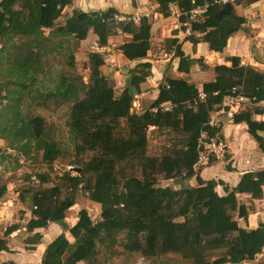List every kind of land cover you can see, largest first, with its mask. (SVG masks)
I'll return each mask as SVG.
<instances>
[{
    "label": "trees",
    "instance_id": "16d2710c",
    "mask_svg": "<svg viewBox=\"0 0 264 264\" xmlns=\"http://www.w3.org/2000/svg\"><path fill=\"white\" fill-rule=\"evenodd\" d=\"M258 1L156 0L163 17L169 16L170 5L176 6L182 13L181 24L189 20L192 10L207 4L206 12L190 22L191 36L186 40L195 45L198 39L193 34H200L214 53H222L229 38L245 30L246 21L236 14L235 7ZM71 5L72 0H0V52L5 62H12L8 76H1L0 57V138L23 158L39 155L47 171L35 174L37 186L27 189L31 208L25 195L20 191L18 195L31 212L25 226L26 233H33L30 245L41 243L42 236L35 230L64 220L76 204L77 192H85L89 201L100 206L96 222L86 210H80L74 225L67 229L71 240L64 233L55 237L45 247L40 264H116L121 256L126 260L137 256L148 264H264V222L253 231L241 229L238 219L253 211L237 198L245 194L252 201L262 199L264 170L242 174L232 188L221 180H203V168L194 170L202 134L207 140H217L221 131L210 124L211 114L224 109L231 95L252 101L231 121L245 124L246 133L264 154V121L255 120L264 113L260 106L264 102V72L241 64L238 57H228L229 65L214 66L213 81L203 83L199 90L187 81L193 61L184 55L178 40L168 39L165 43L178 59L177 72L187 77L166 78L150 106L135 112L134 98L151 75L149 62H139L130 70L118 96L110 79L100 73L104 60L99 53L88 54L87 82L71 71L76 66L77 45L90 31L98 48L105 47L110 37L129 35L130 41L117 49L128 61L145 60L150 24L145 19L138 24L108 22L116 13L112 9L73 10L62 25L56 24ZM63 49L68 52L67 69L52 72L47 59ZM25 95L36 105L52 100L67 109L64 125L69 149L54 139V127L43 117L23 114ZM151 131L167 138L157 155L149 151ZM71 152L73 160L66 167H75L78 173L55 172L57 160ZM213 161L209 158L207 166ZM176 179L195 185L158 186L160 181ZM62 182L67 195L61 200ZM6 193L0 172V200ZM18 229V225L5 229L0 253L8 251L7 238ZM28 250H34L33 246ZM258 255L262 261L254 263Z\"/></svg>",
    "mask_w": 264,
    "mask_h": 264
},
{
    "label": "crops",
    "instance_id": "0c3cea01",
    "mask_svg": "<svg viewBox=\"0 0 264 264\" xmlns=\"http://www.w3.org/2000/svg\"><path fill=\"white\" fill-rule=\"evenodd\" d=\"M85 1L86 13L105 12L108 9H112L116 13L122 14L151 15L147 19L151 27L149 51L145 60L128 61L117 49L123 43L130 41L131 37L129 35L119 34L110 37L107 40L106 46L103 48L97 47L96 51L101 54L104 60V65L100 68V73L107 79H115L114 77H116L118 72H116L113 67H115L114 65L117 61L121 64L128 65L129 71L139 62H149L151 64V75L140 85L142 91L140 96L148 97L150 101L157 98L158 87L161 85L159 80H157V74L159 73L158 69H161V67L165 65L167 70L170 68L177 72L178 59L173 57V49L171 48L166 51V49L162 48V51H160L161 44L168 39L178 40V44H180L184 55L193 61L187 81L194 84L199 90L203 83L213 81L214 73L212 69L214 66L229 65L226 61L228 57H238L243 65L252 67L257 65L259 68L264 69V0H260L251 5L241 4L235 7L236 14L243 17L246 21L245 30L239 31L230 37L222 53L210 51L208 44L201 41L200 34H193V36L198 39V43L195 45L186 40L187 37L191 36L190 25L188 26L185 23L181 24L179 22L178 14L180 11L174 5L169 6V16L163 17L158 11L159 6L156 0ZM82 3L83 0H80L81 10L84 12ZM89 33H91V31ZM155 46L159 52L158 59H152V52L155 50ZM221 62H224V64ZM112 63L114 64L112 65ZM198 63H202L206 66V71L197 70L196 65H198ZM211 71V76H207ZM177 74L179 75L177 78L187 77L178 72ZM260 106L264 109V102L261 103ZM224 110L225 109H220L212 113L211 122L221 129L220 133L217 135V141L223 143L225 155L224 157L223 154L217 158L213 157V163L201 169L200 176L205 181L221 180L232 188L237 185L242 174L264 170V154L259 152L256 143L246 133V125L243 123L238 125L233 124L231 119L225 115ZM255 120L264 121V113L255 116ZM222 158L226 161V166L224 168L220 167L221 164H223V161H221ZM6 185L7 193L0 200V237H2L7 227L12 225L19 226V224L24 223L25 221L20 220L22 216L26 217L28 215L29 217L22 226H19L17 231L7 238L6 246L8 251L0 253V264L10 261L16 264H33L31 262L33 256L27 257L21 255L19 252L24 251V248L21 249V247L15 246V240L20 237V233L26 232L25 226L31 218L30 209L18 200L19 192L18 190L12 189L13 183H6ZM262 191L263 195L260 200L252 201L250 197L245 194L237 196L238 200L248 199L254 203V205L260 203V207H262L261 209L255 210L254 213L249 214L246 218L238 219V226L241 229L253 231L258 226V220L264 222V187ZM39 230L40 231L37 230L36 233L41 234V243L32 245L34 248L32 252L37 255V262L35 264H40L45 247L55 237L62 233L58 230V225L55 223L49 224L46 228ZM43 231L45 232L43 233ZM45 236L48 240H45ZM18 244L21 245V243Z\"/></svg>",
    "mask_w": 264,
    "mask_h": 264
},
{
    "label": "rangeland",
    "instance_id": "374dc122",
    "mask_svg": "<svg viewBox=\"0 0 264 264\" xmlns=\"http://www.w3.org/2000/svg\"><path fill=\"white\" fill-rule=\"evenodd\" d=\"M73 10H81L80 0H72V5L69 8H66L63 10L62 16L57 20L56 24L62 25L64 20L67 18V16H69L72 13ZM44 32L45 34L48 33L47 30H44ZM95 40H96L95 35H93L92 32L89 33L87 35V38L84 41L78 43L77 50L74 55L76 66H75V70L71 72H75L78 75H80L82 77L83 82H87L88 80V71L86 70L88 54L97 51V45H95ZM2 47H3V44L0 41L1 50H2ZM154 48L155 50L152 52V59H158L159 52L156 46ZM162 48L166 49V51L171 49L167 46L165 42L161 44L160 51H162ZM67 54L68 52H65V49H63L58 55H52L48 57L47 66H49L50 68L52 67L51 69L52 72L53 71L58 72V69H61V68H65V70L67 69V59H66ZM0 57L2 58L1 60L3 63V67H4L2 70L0 66V69L2 71L1 76L3 75L8 76L7 74L12 66V62H9V63L5 62L4 54L1 52H0ZM113 64L114 63H112V65ZM114 66L115 67L113 68L118 73L116 77H114L115 79H110V81L112 82V85L114 87L115 96H118L119 93L123 90V88L127 84L128 78L130 77L129 76L130 71H129L128 65L121 64L118 61L115 63ZM253 67L259 71L264 72V69L259 68V66L257 65H254ZM206 68L207 67L204 66L202 63H198V65H196L197 70L206 71ZM158 71L159 73L157 74L158 75L157 80H159L160 84L165 83L166 78L174 79V78L179 77L177 72L171 70L170 68L167 70V67L165 65L164 67L162 66L161 69H158ZM211 74H212V71L209 72L207 76H211ZM146 91H149V90H146ZM134 100L135 102L133 103V109L135 110V112H141L147 109L152 102L148 99V97H144L140 95L136 96ZM245 107H246L245 104L241 105V109ZM21 109L24 115L25 114L39 115L43 117L48 124L54 127V139L57 140L62 145V148L66 150V148L69 149L71 147V143L68 140L67 130L64 125L66 117H67V109L64 106H61L60 104H57V102L52 101V100L50 101L47 100V101H44V103H42L41 105H36L33 102L32 98H29L28 95H25L23 97V103H22ZM148 139H149V151L152 155L159 154L161 150L164 148L165 144L167 143V138H165L163 134L156 133L155 131H151L148 134ZM0 148H1L0 172L2 175L3 181L5 183H13L12 189L18 190V192L20 191L21 193H23L25 195V198L27 199L28 207L31 208L30 202L28 199L29 194H28L27 189L32 188L30 186L34 187L37 185L36 183L34 184L30 180V178L35 176V174L38 175V174H43L47 172L46 167L40 162L39 155L35 156L34 158H32V156H30L29 158H23L22 155L17 154L15 151L8 149L5 140L2 138H0ZM201 149L203 153V150H204L203 146L201 147ZM224 151L225 150L223 149V152H222L223 157L225 155ZM65 154H66V151H65ZM211 159H213V157H211ZM72 160H73L72 152L69 155H67L65 159L57 160V163H56L57 164L56 167L58 168L57 173H59L60 170H62L66 166L70 165L71 164L70 162ZM221 161H223V164H221L220 167L224 168L226 166V161L224 160V158H222ZM57 179L58 178H54L53 180L57 182ZM190 184L195 185V183H193L192 181L183 182V181H180L179 179H176L174 181H166V180L160 181L158 186H161V187L168 186L172 188H178L179 185L190 186ZM59 186L61 189V200H62L67 195V193L65 190V184L63 182L59 183ZM219 193L222 194L221 189H219ZM243 200H244V204H246L249 210L253 211V213L255 210L262 208L260 207V203L254 205V203H252L248 199H243ZM243 200H239V202L243 203ZM75 202L76 204L65 213V218L63 220L68 225V229L74 224V222H76L77 214L80 210H86L92 222H96L99 220L100 206L89 201L85 192L83 191L77 192L75 195ZM28 217H29L28 215L26 217L22 216L20 220H23L26 222ZM24 223L19 224V226H22ZM259 223H261V221L258 220V224ZM58 230L64 233L68 237V239L71 240L70 236L68 235L67 230H63L60 225H58ZM36 231L37 230H35L34 232L36 233ZM44 232L45 231H43V233ZM32 235L33 233L21 232L19 235L20 237L15 240V243H16L15 246L17 247L19 246L21 247V249L24 248V251L19 252L21 255L27 256V257L33 256L31 259V262L35 264L37 262L36 261L37 255L36 253L34 254L32 250H28L29 248L32 247L28 241V240L30 241L33 240ZM45 240H48L46 236H45ZM18 243H21V245H19ZM257 261L258 262L262 261V255H258L255 258L254 263H257ZM115 263L116 264H148V262L145 261L143 258H140L137 256L128 257L127 260L125 259L124 256H121L115 261Z\"/></svg>",
    "mask_w": 264,
    "mask_h": 264
},
{
    "label": "built area",
    "instance_id": "2783aa9c",
    "mask_svg": "<svg viewBox=\"0 0 264 264\" xmlns=\"http://www.w3.org/2000/svg\"><path fill=\"white\" fill-rule=\"evenodd\" d=\"M228 0H222L223 3H226ZM208 5L204 4L201 7H197L194 10H192L188 18L189 20L185 23L186 25H190V22L196 18L201 17L207 10ZM182 15L181 12L178 14V19ZM186 15V14H185ZM151 15L150 14H122V13H114L108 18V22H112L114 24H138L140 23L141 20L145 19L147 20ZM154 18V16H153ZM224 64V62H221ZM234 94V92H233ZM252 101L240 96V95H231L226 98L225 103H224V113L228 118H232L233 115L241 109V105H246L250 104ZM211 125H214L213 122L210 123ZM152 129V128H151ZM203 146V153L202 149L199 151V156L196 164L194 165V170H198L200 168H205L208 165L209 158L214 157L217 158L220 156L223 152L224 146L223 143L220 141H217L216 139L212 138L207 140L206 136L202 134L201 139L199 141V148ZM72 167H65L62 170H60L59 173H63L65 171H69ZM58 168L56 165L54 166V171L57 172ZM71 173V172H70ZM31 180L35 183H37L36 178L33 176ZM246 264V263H242Z\"/></svg>",
    "mask_w": 264,
    "mask_h": 264
},
{
    "label": "water",
    "instance_id": "95a60500",
    "mask_svg": "<svg viewBox=\"0 0 264 264\" xmlns=\"http://www.w3.org/2000/svg\"><path fill=\"white\" fill-rule=\"evenodd\" d=\"M82 9L84 10V12H86V1L85 0H83ZM78 171H79V169H77V168H71L70 169L71 173H78ZM58 225H60L63 230L68 229V225L64 221L58 222Z\"/></svg>",
    "mask_w": 264,
    "mask_h": 264
}]
</instances>
